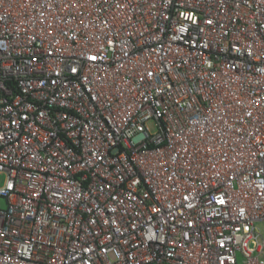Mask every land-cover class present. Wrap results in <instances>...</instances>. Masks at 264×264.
Listing matches in <instances>:
<instances>
[{
    "label": "built area",
    "instance_id": "built-area-1",
    "mask_svg": "<svg viewBox=\"0 0 264 264\" xmlns=\"http://www.w3.org/2000/svg\"><path fill=\"white\" fill-rule=\"evenodd\" d=\"M260 223L264 0H0V264H264Z\"/></svg>",
    "mask_w": 264,
    "mask_h": 264
},
{
    "label": "rangeland",
    "instance_id": "rangeland-1",
    "mask_svg": "<svg viewBox=\"0 0 264 264\" xmlns=\"http://www.w3.org/2000/svg\"><path fill=\"white\" fill-rule=\"evenodd\" d=\"M1 204H2V203H1ZM259 226H260V228H261V230H262V234H263V236H264V223H260Z\"/></svg>",
    "mask_w": 264,
    "mask_h": 264
}]
</instances>
